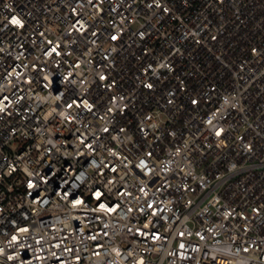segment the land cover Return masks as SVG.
Masks as SVG:
<instances>
[{"label":"built area","instance_id":"1","mask_svg":"<svg viewBox=\"0 0 264 264\" xmlns=\"http://www.w3.org/2000/svg\"><path fill=\"white\" fill-rule=\"evenodd\" d=\"M0 264H264V0H0Z\"/></svg>","mask_w":264,"mask_h":264},{"label":"snow or ice","instance_id":"2","mask_svg":"<svg viewBox=\"0 0 264 264\" xmlns=\"http://www.w3.org/2000/svg\"><path fill=\"white\" fill-rule=\"evenodd\" d=\"M13 22H16V21H13Z\"/></svg>","mask_w":264,"mask_h":264}]
</instances>
